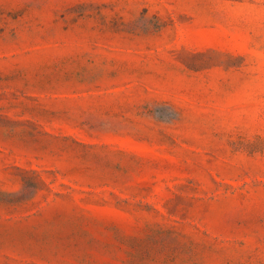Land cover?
Listing matches in <instances>:
<instances>
[{
    "label": "rangeland",
    "instance_id": "374dc122",
    "mask_svg": "<svg viewBox=\"0 0 264 264\" xmlns=\"http://www.w3.org/2000/svg\"><path fill=\"white\" fill-rule=\"evenodd\" d=\"M0 264H264V0H0Z\"/></svg>",
    "mask_w": 264,
    "mask_h": 264
}]
</instances>
